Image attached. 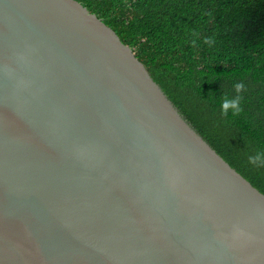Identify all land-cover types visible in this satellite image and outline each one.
<instances>
[{"label": "water", "instance_id": "obj_1", "mask_svg": "<svg viewBox=\"0 0 264 264\" xmlns=\"http://www.w3.org/2000/svg\"><path fill=\"white\" fill-rule=\"evenodd\" d=\"M0 264H264V195L75 0H0Z\"/></svg>", "mask_w": 264, "mask_h": 264}, {"label": "trees", "instance_id": "obj_2", "mask_svg": "<svg viewBox=\"0 0 264 264\" xmlns=\"http://www.w3.org/2000/svg\"><path fill=\"white\" fill-rule=\"evenodd\" d=\"M264 195V0H75Z\"/></svg>", "mask_w": 264, "mask_h": 264}]
</instances>
